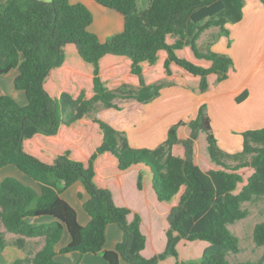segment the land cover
Returning a JSON list of instances; mask_svg holds the SVG:
<instances>
[{
	"label": "trees",
	"instance_id": "1",
	"mask_svg": "<svg viewBox=\"0 0 264 264\" xmlns=\"http://www.w3.org/2000/svg\"><path fill=\"white\" fill-rule=\"evenodd\" d=\"M95 1L124 16V30L105 42L90 30L93 15L82 3L0 2V76L18 69L15 86L28 99L22 106L0 95V168L13 165L39 186L37 190L13 177L0 182V224L18 235L13 243L20 248H26L25 237H44L42 248L22 259L28 264H62L55 258L56 245L66 230L71 240L59 253L102 254L108 264H159L170 256L174 264H253L226 259L228 252L240 249L228 224L245 216L242 201L264 195V127L243 132L241 154L254 156L249 164L232 167L223 161L226 155L206 104L189 122L171 125L155 148L133 147L123 133L91 114L98 102L119 109L114 100L125 87L136 85L132 97L149 103L163 86H174L176 77L203 93L232 76L233 59L201 52L196 40L207 23L218 25L228 36V24L243 18L244 0H151L144 9L138 0ZM246 96L245 91L238 100ZM201 133L206 134L216 168L198 163ZM243 168L253 173L235 193L244 183ZM133 170L139 173L138 189L146 178L159 202L178 201L168 215L166 247L150 258L142 254L147 238L141 214L129 221L131 209L116 205L103 183L104 176ZM78 181L89 195L87 225L79 222L76 209L62 196ZM40 216L53 221H29ZM111 223L122 229L123 239L106 250ZM254 238L264 245V222L256 226ZM198 241L205 242L204 249L195 259L184 260L179 245ZM7 245L0 228V251Z\"/></svg>",
	"mask_w": 264,
	"mask_h": 264
},
{
	"label": "rangeland",
	"instance_id": "2",
	"mask_svg": "<svg viewBox=\"0 0 264 264\" xmlns=\"http://www.w3.org/2000/svg\"><path fill=\"white\" fill-rule=\"evenodd\" d=\"M6 1V0H5ZM0 0V2H5ZM151 0H146L141 8L147 7ZM205 29L200 32L196 44L198 49L208 54L213 50V46L215 45L218 50L221 48H225V40L223 41V35L221 34L220 27L215 24H203ZM230 40V39H229ZM223 41V42H222ZM232 42V38L230 40ZM223 45V47H222ZM260 57L264 52V46H262L260 50ZM233 59V64L235 66V74H238L237 77H241V80L247 79L248 71L244 69L246 67L250 68L252 65H257L259 63L258 56L253 55L249 64L246 59H240L236 54V59ZM255 60V61H254ZM258 62V63H257ZM247 63V64H246ZM245 64V65H244ZM249 65V66H248ZM238 66V67H237ZM238 69L240 70L238 73ZM261 72H264V64L262 65ZM14 71L19 72L18 69H13L10 73L3 75L0 77V95H8L14 98L19 104H25L26 102V94L22 90H18L15 86V79L17 75L14 77ZM159 74H162V71L159 70ZM158 74V75H159ZM231 76V77H232ZM236 77V76H235ZM182 77H176L174 82V86H177V79ZM226 80V79H225ZM134 83H137V79H131ZM182 82L181 80H179ZM224 81V80H223ZM222 82V81H220ZM163 83V82H161ZM219 83V82H218ZM216 84V86L218 85ZM168 86H163L166 88ZM264 85L261 86V88ZM137 86L133 85L132 87H125L120 90L118 97L114 100L119 106V109L116 108H107L104 106L102 102H98L95 105L94 110L92 111V117H98L104 119L107 123L113 124L116 122L115 126H113L116 130L123 133L125 137H127L133 147L136 148H155L159 144H161L167 137V131L169 127L175 124L178 118L182 115V113L187 108L189 101L188 98L184 97V92L186 95L190 88H183L181 91V96L179 90L174 88L166 89L163 96L157 99L155 102L150 103H142L138 102L134 99L133 94L131 93L132 89H136ZM162 88V89H163ZM189 89V90H188ZM192 91V90H191ZM192 93V92H191ZM195 93V92H193ZM18 94V96H17ZM196 94V93H195ZM241 96V95H240ZM236 99L238 104H241L238 98ZM28 103H26L27 105ZM206 104V103H205ZM261 107H264L263 101L261 103ZM23 105V106H26ZM251 106L249 103L245 104ZM207 112L209 115L212 114L214 127L213 131L215 136L218 134H223V138H227L229 133H225V131H229L233 128L232 135L236 137V140L241 141V147L243 146L242 134L246 130L249 129H257L264 127V109L253 110L249 113V109L247 107L241 106L238 108L227 107L225 109H218L213 107L212 110ZM251 115V117H250ZM147 116H150V121L147 120ZM192 119V118H191ZM250 121L248 123H242V121ZM157 121L158 123L152 126H156L154 129L150 128L149 125L151 122ZM190 120H186L185 122H189ZM118 124V125H117ZM213 126V125H212ZM167 127V128H166ZM253 127V128H252ZM189 128V127H188ZM186 129V128H185ZM190 131V128L189 130ZM225 135V137H224ZM233 136H230L233 139ZM217 137V136H216ZM198 163L202 168H216L214 162H212L209 153H208V143L206 140V134L201 133L198 138ZM220 146V145H219ZM255 147L260 145L254 144ZM221 147V146H220ZM226 156L223 157V161L228 164V166L235 167L239 164L247 165L252 160L254 153L251 154H241V150H235L232 152L226 151L222 149ZM25 177H28L25 173L19 170ZM137 172V171H136ZM244 177V183L239 185L235 193H238L242 186L247 181V178L253 173L252 168H243L240 171ZM120 179L112 178L110 181L111 187L110 190L115 195L114 199L116 202H128L131 205L132 209L140 211L142 214V218L144 223L142 225V231L146 235L148 239L147 244V255L152 254L153 248L160 249L163 245L162 251L166 247L167 244V230H168V215L169 211L165 209L168 206L169 202H159L155 195L146 193V191H140L137 187V175L135 171H130L125 174H122ZM113 176H121V175H113ZM1 177V173H0ZM13 176H7L0 179L2 182L4 179ZM16 178V177H13ZM18 179V178H17ZM20 180V179H18ZM120 180V181H119ZM74 186L68 187L64 190V196L67 199H70L74 206L77 208L80 218L83 219L85 215H87V211L85 209V202L87 201V193L83 189L82 182H76L73 184ZM144 185V181H143ZM148 200V202H147ZM125 207V206H124ZM128 208V207H127ZM130 209V208H129ZM241 209L246 212L245 216L239 220H236L233 223H229L228 227L233 234L238 236L239 238V251L238 252H228L226 254V259L230 263H253V264H264V245H259L255 238V228L259 223L264 222V195L259 197H253L250 200H245L241 202ZM159 212V213H158ZM157 213V215H155ZM134 218V214H130L128 220L131 221ZM0 227L3 228V224H0ZM5 228V227H4ZM111 228H114L115 231H111L108 235L107 245L106 246H116L123 239V231L117 224H111ZM15 234H7L6 239L8 243L7 248H12L14 250L20 251L25 254V248H20L16 246L13 241L17 238ZM38 241L40 244H36V242L29 241L27 245L28 254L26 253L25 258L29 255L32 257L35 252L38 251L40 245L44 242V237L39 238ZM61 244L65 243L66 240L70 239L68 232H64L62 235ZM70 241L67 243L69 244ZM200 243H187L186 245L183 243L179 245V253L180 256L184 258V260L195 259L194 255L199 253V249L203 250L206 244L203 241H198ZM150 243V244H149ZM152 244V245H151ZM66 246V245H65ZM64 246V247H65ZM187 248V250H186ZM30 249V250H29ZM161 251V252H162ZM160 253L158 250L155 252ZM74 257L69 264H107L104 260L102 254H92L87 253L85 255H81L78 252V255L73 254ZM193 255V256H189ZM201 256L199 254L198 258ZM78 257V258H77ZM22 259H17L14 262L6 261V264H25L24 260L19 262ZM174 263L173 257H168L166 260L162 261L160 264H172ZM27 264V263H26Z\"/></svg>",
	"mask_w": 264,
	"mask_h": 264
},
{
	"label": "crops",
	"instance_id": "3",
	"mask_svg": "<svg viewBox=\"0 0 264 264\" xmlns=\"http://www.w3.org/2000/svg\"><path fill=\"white\" fill-rule=\"evenodd\" d=\"M2 1H5V0H2ZM45 1H50V0H45ZM138 1H139V5L141 7L146 0H138ZM69 2L71 4L82 3L90 9V11L92 12V15H93V22L90 26V30L96 34V36L98 37L100 42H105L111 36L118 34V33H121L124 30V16L120 12L113 10V9L105 8L101 5H99L95 0H69ZM228 29L230 31L229 35L228 36L223 35V37H225V38H223V41L225 40V43H224L225 48H223V49L221 48L220 50H218L216 48V46L214 45L213 50L215 52H218L221 54H226V55L233 57L235 59H236V54H237L239 57V60L240 59L241 60L246 59L248 64L251 61L252 56L257 55L259 63L257 62L258 63L257 65L251 64L250 68H248V67L244 68V69H247V71H248L247 79L241 80V77H237L238 74H235L234 76H232V77L230 76L226 80L219 82L217 86H216V84H217L216 83L210 90L203 92V93H197L194 90H192L191 88L190 89L192 91L188 89L189 90L188 94L186 95V93L184 92V94H185L184 97L188 98L189 104H188L187 108L185 109V111L182 113V115L176 121H184L185 122L186 120H192L193 118L196 117L199 107L205 103L209 107L208 111L213 109L212 105H213V107L218 108V109H225L228 106L229 107L234 106L235 108H237V106H238V108L241 106H244V107H247L249 109V113H251V111H253V110H260L261 108L264 109V107H261V104H259L262 101L264 103V87L261 88V86L264 85V72H261L262 65L264 64V52H263L261 57L259 55L261 52L260 50H261L262 46H264V2H262L261 0H244L242 20H240L237 23L228 24ZM231 38H232V42H230ZM222 47H223V45H222ZM239 71L240 70L238 69V73H239ZM8 73H10V72H8ZM8 73H6V74H8ZM18 73L19 72L14 71V77ZM6 74H3V75H6ZM3 75H1V76H3ZM179 80H181L182 82H180ZM177 82H178L177 86L163 88L161 90V94L159 96H157L156 98H154L150 102H155L157 99H159L161 96H163L166 89L172 90L171 88L179 90L180 96H181V91L183 90V88H185V87L189 88V87L186 86L185 80L183 77L178 78ZM245 91L247 92V96L245 99L241 100L242 102H240V103H242V105L236 103L237 101L234 99H236L238 96H240ZM193 92H195L196 94ZM17 96H18V94H17ZM26 103H28L27 97H26L25 104H21V103L20 104L23 106V105H26ZM247 103H249L251 106L245 105ZM208 113H210V111ZM149 117L150 116H147L146 118H147V120L150 121L151 119H149ZM250 117H251V115H250ZM210 118L212 120V125L214 127V122H213L214 120H213L212 114H210ZM249 121H250V119L248 121H242L241 120L242 123H248ZM157 123H158L157 121H153V122H151L149 127L154 129L156 126H152V125H155ZM115 124H116V122L113 123L112 125L115 126ZM188 130H189V128L186 127L185 132L187 135L190 134V131H188ZM232 130H233V128L229 131L228 130L225 131V133H229V136L225 139L222 136L223 134L220 135L217 133V135H216L217 136L216 138L218 140V144L221 146V148L226 150V151H229V152H232L235 150L236 151L241 150L243 147V146L241 147V144H240L241 141L238 142L236 140V137H234L232 135V133H233ZM230 136H233V139ZM224 137H225V135H224ZM242 141H243V137H242ZM197 145H198V140H197ZM134 171L137 174L135 176V178L138 179L139 173L137 170H134ZM0 173H1L0 179L3 177H7V176H13V177L20 179V181H22L23 183L30 185L33 188L39 190V186H38L36 181H34L29 176L25 177L19 171V169L13 165L1 167ZM122 176H124V175H121V176H113V175L104 176L103 177L104 186L107 188L111 187L110 181L112 180V178L116 177L117 179H120ZM72 186H74V185H71L70 187H72ZM144 190L146 191V193L150 192V194H152L153 196L155 195V197H156V194L153 190L152 184L146 178L144 179L143 189L140 191H144ZM62 196L76 209L79 222L82 225H87L90 221V215L87 213V215H85L84 218L81 219L80 214H79L77 208L74 206L73 202L64 196V191L62 192ZM114 197H115V195L113 194V198ZM87 198H89V195L87 196ZM114 202L118 206H125V207L130 208L131 209L130 214H132V213L133 214H135V213L142 214L140 211L132 209L131 205L128 202L122 201V202L117 203L115 199H114ZM147 202H148V200H147ZM177 202L178 201L175 199L169 201L168 206L165 209H167L170 213L172 207L174 205H176ZM129 215H128V217H129ZM155 215H157V213H155ZM142 216H143V214H142ZM29 221L35 222V223H43V222H51V221H53V218L50 216H40V217L29 218ZM143 223H144V220L142 218L141 229H142ZM111 224H113V223H111ZM111 224L108 225L107 231H106V243H105V247H104L106 250H112V249H115V247H116V246L115 247L114 246H106L109 233L111 231H115L114 228H111ZM1 230L4 231L6 233V235L12 234L11 232L6 231V228H4V226H3V228H1ZM66 231H64V232H66ZM68 234H69V232H68ZM69 237H70V234H69ZM25 238H26V242H27L26 248L24 251L25 254L21 253L20 251L14 250L12 248H7L8 247V245H7L4 250L0 251V264H6V261L14 262L17 259H24L26 253L28 254V252H29L27 250L28 249L27 248L28 242L30 240L31 241L34 240L36 242V244H40L38 241L40 240L39 238H42V237H25ZM36 240H38V241H36ZM70 240H71V237L68 241H70ZM61 241H62V239L56 245V251L58 253H57L55 258L57 261L61 262L62 264H69V262L72 261V259L74 257L73 254H76V256H77L78 252H71V253H66V254L59 253L60 249L68 244L67 240L64 244L63 243L61 244ZM43 244H44V242L40 245V247L38 248V251L42 248ZM147 244H148V239H147V243H146V248L142 251V254L147 258H150L153 255H155L156 254L155 252L157 250L159 252L162 251L163 245L161 246L162 248H160V249L153 248L152 254L147 255V250H148ZM29 254H30V252H29ZM174 262H175V259H174ZM106 263L108 264L107 261H106ZM122 264H126V263L122 262ZM172 264H174V263H172Z\"/></svg>",
	"mask_w": 264,
	"mask_h": 264
}]
</instances>
